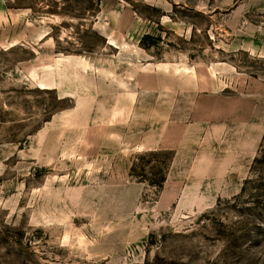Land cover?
Segmentation results:
<instances>
[{"label": "rangeland", "instance_id": "374dc122", "mask_svg": "<svg viewBox=\"0 0 264 264\" xmlns=\"http://www.w3.org/2000/svg\"><path fill=\"white\" fill-rule=\"evenodd\" d=\"M0 3V264H264V132L226 171L194 109L259 90L264 119V0ZM147 130L179 140L163 190Z\"/></svg>", "mask_w": 264, "mask_h": 264}, {"label": "crops", "instance_id": "0c3cea01", "mask_svg": "<svg viewBox=\"0 0 264 264\" xmlns=\"http://www.w3.org/2000/svg\"><path fill=\"white\" fill-rule=\"evenodd\" d=\"M1 4V3H0ZM2 9H0V12ZM7 18V15H6ZM9 20V18H8ZM3 19H0V30L3 27ZM13 46V45H12ZM160 65V66H158ZM157 66L163 71L168 69L167 63H160ZM44 87L46 89H56L58 87L57 80L53 77L46 78L42 80ZM221 88L219 91L223 90ZM60 96H70L75 97L74 92L71 89L62 88L59 86ZM147 91H151V88L147 87ZM205 93L215 94L210 97H205L203 99L197 98L194 101L195 112H198L204 119L208 117H219L220 120L217 122L218 133L214 136L217 137L219 141H222L224 138L229 136L233 141L228 144L225 148L220 151V165L224 170H228L229 167H237L236 170L241 172H246L250 166L251 161L254 159V155L257 151V146L261 139L262 133L264 132V119L257 118L256 111L258 109V100L263 94V91H251L249 90L246 94H232L226 95L219 93V91H208L203 90ZM217 92V93H216ZM207 94V95H208ZM119 100L124 102H129L133 105V102L138 100L136 92L134 89H128L120 93L118 96ZM210 99L212 102L215 101V104L210 106L204 104L203 102ZM201 121V120H200ZM169 122V121H168ZM168 129V123H165ZM203 127L206 125V122H202ZM228 127V129H227ZM231 127V128H230ZM166 129V130H167ZM45 131L44 128H41L38 131V136H41ZM226 131L228 134H226ZM171 134L165 130L161 133L152 136V132L147 130L144 132L143 140L140 143L141 149L149 150H167L172 149L173 151V164L175 155L180 153L181 149L179 146V140L174 137V144L171 142ZM178 140V141H177ZM170 166V167H171ZM169 173V172H168ZM167 180V176H166ZM165 180V182H166ZM227 180H239L237 178L227 179ZM164 182V184H165ZM164 184L162 190L164 188Z\"/></svg>", "mask_w": 264, "mask_h": 264}, {"label": "trees", "instance_id": "16d2710c", "mask_svg": "<svg viewBox=\"0 0 264 264\" xmlns=\"http://www.w3.org/2000/svg\"><path fill=\"white\" fill-rule=\"evenodd\" d=\"M162 151H166V150H151V151H146V152H149V153H151V154H154V153L162 152ZM169 152H171V151H169ZM173 154H174V153L172 152V156H171L170 158L167 159V164H164V175H163L162 178L159 180V184H158V183H155V182H152L153 184H156L157 186H159V190L162 189L163 184H164V182H165V180H166V175H167L168 169L170 168L171 163H172V160H173V156H174ZM133 165H134V164H133V162H132V164H131V166H130V168H129L130 175L133 174V173H131V172H133Z\"/></svg>", "mask_w": 264, "mask_h": 264}]
</instances>
